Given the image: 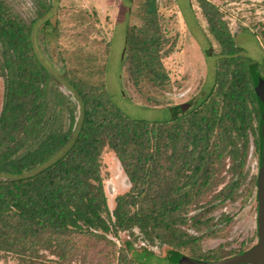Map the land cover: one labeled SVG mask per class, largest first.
<instances>
[{"label": "trees", "instance_id": "obj_1", "mask_svg": "<svg viewBox=\"0 0 264 264\" xmlns=\"http://www.w3.org/2000/svg\"><path fill=\"white\" fill-rule=\"evenodd\" d=\"M153 1L147 0L143 25L129 30L126 40L133 78L162 86L169 79L162 58L173 48H165ZM199 4L221 46L216 84L189 109L176 105L170 118L150 121L125 115L105 88L83 81L68 79L76 106L62 93L52 101L56 76L34 51L33 24L0 0V253L20 264H86L88 254L78 253L81 239L108 243V233L135 226L151 243L172 246L164 259L179 264L187 256L180 248L198 239L181 226L190 220L197 229L209 228L207 215L233 198L238 180L214 196L220 202H202L227 157L236 169L244 166L250 133L261 164L263 104L255 91L264 78L260 63L241 55L214 4ZM54 104L67 107V123H53ZM106 147L130 184L112 212L101 176ZM245 251L188 257L216 262ZM118 264L131 260L122 252Z\"/></svg>", "mask_w": 264, "mask_h": 264}, {"label": "rangeland", "instance_id": "obj_2", "mask_svg": "<svg viewBox=\"0 0 264 264\" xmlns=\"http://www.w3.org/2000/svg\"><path fill=\"white\" fill-rule=\"evenodd\" d=\"M3 1L15 15L33 24L34 51L56 76L52 101L57 97L56 93H62L73 105L79 103L68 82L73 79L105 88L112 102L129 117L162 121L171 117L173 106L183 105V109H189L216 84L221 46L210 32L199 0L153 1L161 32L168 41L165 48H173L162 58L164 71L169 77L162 86L152 84L147 78L135 79L130 73L126 37L133 27L143 25L147 0ZM208 1L218 9L237 46L242 48L241 55L258 61L264 74V0ZM2 92L3 78L0 75V107ZM50 116L55 125L65 124L68 109L54 104ZM248 136L244 166L236 169L235 163L227 157L202 202L214 199L221 191L227 192L228 185L238 180L239 187L233 198L218 204L207 215L211 218L209 228L203 225L197 229L190 220L181 226L198 238L189 240L187 246L180 248L184 255L199 257L213 252L228 257L256 243V183L260 165L255 139L251 133ZM239 142L242 143L241 138ZM101 176L112 212L116 197L127 192L130 184L115 152L109 147L101 155ZM214 200L220 202L221 199ZM194 209L188 216L198 211ZM107 236L111 240L108 243L79 240L78 253L88 254L86 264H118L122 252L131 264H138L137 258H140L139 264H167L164 257L173 249L157 239L153 243L146 240L135 226L119 230L117 235L110 232ZM0 264L20 263L0 253ZM72 264L84 263L78 260Z\"/></svg>", "mask_w": 264, "mask_h": 264}, {"label": "water", "instance_id": "obj_3", "mask_svg": "<svg viewBox=\"0 0 264 264\" xmlns=\"http://www.w3.org/2000/svg\"><path fill=\"white\" fill-rule=\"evenodd\" d=\"M255 91L263 104L261 119V164L257 175V241L249 249L240 255L219 261H201L184 256L179 264H264V78H260ZM184 108V106L182 105Z\"/></svg>", "mask_w": 264, "mask_h": 264}]
</instances>
